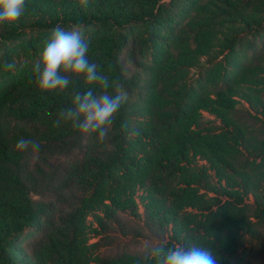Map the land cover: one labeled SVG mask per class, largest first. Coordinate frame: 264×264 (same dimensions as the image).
Wrapping results in <instances>:
<instances>
[{"label": "trees", "instance_id": "16d2710c", "mask_svg": "<svg viewBox=\"0 0 264 264\" xmlns=\"http://www.w3.org/2000/svg\"><path fill=\"white\" fill-rule=\"evenodd\" d=\"M56 24L127 92L103 142L53 126L79 83L29 82ZM161 243L264 264V0H26L0 27V264H155Z\"/></svg>", "mask_w": 264, "mask_h": 264}, {"label": "clouds", "instance_id": "9594fccd", "mask_svg": "<svg viewBox=\"0 0 264 264\" xmlns=\"http://www.w3.org/2000/svg\"><path fill=\"white\" fill-rule=\"evenodd\" d=\"M79 3L82 8H87L89 0H79ZM25 12L26 0H0V27L15 24ZM90 43L82 26L69 28L56 24L43 41V50L32 68L29 82L45 99V94H62L79 83L80 90L72 92L70 102L58 112L53 126L69 125L74 131L103 142L128 95L118 80L90 61ZM5 67L11 70L15 64L8 63ZM15 148L37 155L41 143L21 137ZM152 252L155 264H220L212 247L195 243L156 244L152 246Z\"/></svg>", "mask_w": 264, "mask_h": 264}, {"label": "rangeland", "instance_id": "374dc122", "mask_svg": "<svg viewBox=\"0 0 264 264\" xmlns=\"http://www.w3.org/2000/svg\"><path fill=\"white\" fill-rule=\"evenodd\" d=\"M96 241L95 239L92 240V242ZM143 245L137 244L134 240H125L120 241L117 243V246H114L112 248H104L100 251L101 254H107L108 252H117L122 251L123 248H131L133 250L141 248Z\"/></svg>", "mask_w": 264, "mask_h": 264}]
</instances>
